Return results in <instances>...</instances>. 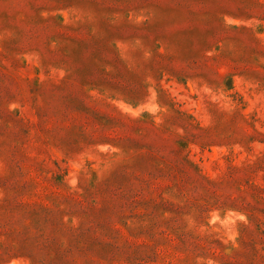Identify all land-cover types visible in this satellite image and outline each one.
<instances>
[{
	"label": "rangeland",
	"instance_id": "obj_1",
	"mask_svg": "<svg viewBox=\"0 0 264 264\" xmlns=\"http://www.w3.org/2000/svg\"><path fill=\"white\" fill-rule=\"evenodd\" d=\"M0 264H264V0H0Z\"/></svg>",
	"mask_w": 264,
	"mask_h": 264
}]
</instances>
